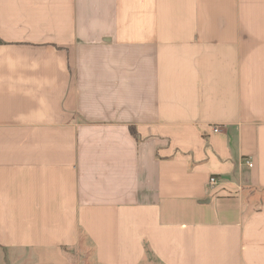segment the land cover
I'll list each match as a JSON object with an SVG mask.
<instances>
[{
  "label": "crops",
  "instance_id": "0c3cea01",
  "mask_svg": "<svg viewBox=\"0 0 264 264\" xmlns=\"http://www.w3.org/2000/svg\"><path fill=\"white\" fill-rule=\"evenodd\" d=\"M0 264H264V0H0Z\"/></svg>",
  "mask_w": 264,
  "mask_h": 264
},
{
  "label": "built area",
  "instance_id": "2783aa9c",
  "mask_svg": "<svg viewBox=\"0 0 264 264\" xmlns=\"http://www.w3.org/2000/svg\"><path fill=\"white\" fill-rule=\"evenodd\" d=\"M215 131L218 132L219 131V128H215ZM246 165L250 168L253 167V162L252 161H249L247 160L246 161ZM224 182L223 179L221 177H212L210 178L209 180V186L213 187V186H216L220 183Z\"/></svg>",
  "mask_w": 264,
  "mask_h": 264
},
{
  "label": "rangeland",
  "instance_id": "374dc122",
  "mask_svg": "<svg viewBox=\"0 0 264 264\" xmlns=\"http://www.w3.org/2000/svg\"><path fill=\"white\" fill-rule=\"evenodd\" d=\"M73 262H74V260H73ZM27 263V262H26Z\"/></svg>",
  "mask_w": 264,
  "mask_h": 264
}]
</instances>
